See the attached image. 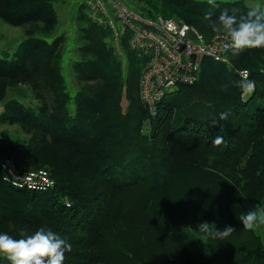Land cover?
<instances>
[{
    "label": "trees",
    "instance_id": "trees-1",
    "mask_svg": "<svg viewBox=\"0 0 264 264\" xmlns=\"http://www.w3.org/2000/svg\"><path fill=\"white\" fill-rule=\"evenodd\" d=\"M56 1L0 0V19L25 28L15 57L0 60V100L6 88L24 83L41 101L35 111L15 100L4 104L0 123L20 126L29 139L0 137V157L22 171L47 170L55 181L44 192L19 189L0 168V230L13 227L18 238L23 229L51 228L71 244L63 264H264L262 239L233 212L235 203L264 205V48L229 53L233 67L205 59L198 81L178 87L151 118L139 95L145 59L127 35L123 69L112 31L82 3L83 58L73 69L90 85L70 95L60 65L65 37L48 40L58 23ZM124 1L150 19L170 11L178 18L166 19L183 20L206 39L217 34L207 11L215 19L223 9L250 8L243 0L216 1L219 7L143 0L148 9ZM240 70L250 72L251 92L241 87ZM203 222L235 231L204 240L197 231ZM0 264L9 262L1 257Z\"/></svg>",
    "mask_w": 264,
    "mask_h": 264
},
{
    "label": "built area",
    "instance_id": "built-area-1",
    "mask_svg": "<svg viewBox=\"0 0 264 264\" xmlns=\"http://www.w3.org/2000/svg\"><path fill=\"white\" fill-rule=\"evenodd\" d=\"M82 5L91 20L112 31L117 54L122 55V40L129 35L131 49L145 59L139 95L151 118L157 116L159 104L170 90L198 81L205 59L229 62V52L222 46L223 32L206 39L183 20L146 18L124 0H84ZM239 73L244 80L250 78L248 70ZM5 112V105H0V117ZM0 168L4 181L19 189L44 192L55 186L50 173L44 169L22 171L1 157Z\"/></svg>",
    "mask_w": 264,
    "mask_h": 264
},
{
    "label": "clouds",
    "instance_id": "clouds-1",
    "mask_svg": "<svg viewBox=\"0 0 264 264\" xmlns=\"http://www.w3.org/2000/svg\"><path fill=\"white\" fill-rule=\"evenodd\" d=\"M214 7H219L216 0H208ZM213 11L205 13V19L214 25V31L223 32V49L232 55L244 49L264 48V0L250 7L246 12L223 9L213 18ZM254 81L241 82L245 91L254 88ZM227 111L220 113V119H227ZM215 142H219V138ZM234 207H239L234 206ZM243 228L255 229L264 225V205L257 204L254 208L238 213ZM197 231L204 240H225L235 231L231 225L217 228L216 225L203 222L198 224ZM71 248L70 242L51 228L40 227L31 234L21 233L18 238L8 232L0 231V257L9 264H63L65 253Z\"/></svg>",
    "mask_w": 264,
    "mask_h": 264
},
{
    "label": "rangeland",
    "instance_id": "rangeland-1",
    "mask_svg": "<svg viewBox=\"0 0 264 264\" xmlns=\"http://www.w3.org/2000/svg\"><path fill=\"white\" fill-rule=\"evenodd\" d=\"M83 1L84 0H57L54 4V7L57 9L58 23L57 26L50 32V36H48L49 41H52L57 36L62 35L63 37H65V42L62 45L60 52L61 53L60 65L63 68V75L66 78L67 90L72 97H75L86 86L90 85V83L81 80L73 69L74 62H76V60L83 58L81 56V53L79 52V46H81L82 44V39L80 34L81 23L77 19L79 16L78 14L79 6ZM195 1H208V0H195ZM216 1H226V0H216ZM230 1H235V0H230ZM243 1L250 7L255 6L259 2V0H243ZM128 2L139 9L144 7L148 9L147 4H145L143 0H128ZM153 15L156 16L157 18L158 17L178 18V16H176L170 11H159V12H155ZM24 38H25V28L11 26L0 19V60L13 59L16 53L18 52V50L20 49V45L23 42ZM109 45L111 46V41L109 42ZM116 56L118 57V60H121L123 64V69H125L127 67L126 57L119 54H117ZM230 60L231 59H229V62L225 64L233 67L232 62ZM254 88L252 90H254ZM175 92L176 89L170 90L167 93V97L173 96ZM250 92H245L242 95L244 102L248 101ZM11 100H15L20 104H22L25 108L34 111L38 109L41 105V101L36 98L35 93L31 89V87L24 83H18L14 86H10L6 88L5 96L0 100V105H4L6 102ZM73 109H74V103L71 104V110L75 112ZM145 131L147 132V128H145ZM0 137L13 141L15 143H24L27 142L29 139V135L26 132H24V130L20 126L16 124L0 123ZM237 205L239 207H234ZM252 208L254 207L249 205L247 202L235 203L233 205V212L236 218L238 219L239 212L241 211L246 212ZM253 230L262 239V242L264 244V225H261L260 227L255 228ZM0 231L8 232L13 237H15L17 234V231L13 230V227L4 228L1 229ZM32 232H33L32 230H26V229L20 230V234L21 233L31 234Z\"/></svg>",
    "mask_w": 264,
    "mask_h": 264
}]
</instances>
